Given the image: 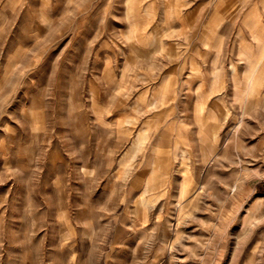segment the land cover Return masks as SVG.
<instances>
[{"label": "rangeland", "instance_id": "374dc122", "mask_svg": "<svg viewBox=\"0 0 264 264\" xmlns=\"http://www.w3.org/2000/svg\"><path fill=\"white\" fill-rule=\"evenodd\" d=\"M258 32L264 0H0V264H264Z\"/></svg>", "mask_w": 264, "mask_h": 264}, {"label": "bare ground", "instance_id": "6f19581e", "mask_svg": "<svg viewBox=\"0 0 264 264\" xmlns=\"http://www.w3.org/2000/svg\"><path fill=\"white\" fill-rule=\"evenodd\" d=\"M254 22H257V21H254ZM257 24V23H256ZM255 28H256V30L259 28V26L258 25H255L254 26ZM256 39H257V42H258V45H257V50H253V46L252 45H249V47H248V51L251 53V60H252V62H255V61H257V66H256V68L254 67L251 71V74L249 75V77H248V81H247V84H248V100L250 99V97L252 96V95H254V93H256V91L258 90L257 89V85H258V82H260L259 81V79H260V77H261V74H259L260 72H258L259 70H257V67L260 65V61L262 60V58H263V60H264V55L262 56V58H261V60L259 59V60H257V58L255 57L256 56V53H257V51H261L262 49H263V51H264V34L263 33H257L256 35ZM255 43V42H254ZM246 53H248V52H246ZM248 56H249V54H247ZM250 57V56H249ZM249 61V60H248ZM250 62V61H249ZM249 64V63H248ZM256 64V63H255ZM236 66L237 65H235V64H233V67H232V71H233V74L235 73V75L237 74V68H236ZM263 70H264V64H263ZM237 76V75H236ZM161 100V99H160ZM156 101H158V100H156ZM155 104V103H154ZM248 104V103H247ZM203 105V104H202ZM203 108V107H202ZM204 108H206L205 107V104H204ZM198 109V108H197ZM198 112H200L199 110H198ZM203 117V116H202ZM205 117V116H204ZM204 117H203V119H204ZM200 118H201V116H200ZM202 119V118H201ZM203 121V120H202ZM241 120H239L238 122H236V128H238L239 127V125L241 124ZM201 125H202V123H201ZM204 128H206V125L204 124V127H203V130H204ZM233 129V128H232ZM232 129H230L229 130V132H228V135H229V133L232 131ZM203 134H204V136L205 137H207V135H206V132L204 133V131H203ZM145 138V136H144V134H142V133H140L138 136H137V142H140L142 139H144ZM208 138V137H207ZM207 138H205V139H207ZM180 152V151H179ZM145 193L146 192H148V191H150V185L148 184L147 186H146V188H145ZM140 202L143 204V205H149V199L147 198V196L146 195H143L141 198H140ZM253 219V215H252V213H249V212H247V214L245 215V217H244V224H246V223H249V221H251ZM251 259H252V257H251Z\"/></svg>", "mask_w": 264, "mask_h": 264}, {"label": "crops", "instance_id": "0c3cea01", "mask_svg": "<svg viewBox=\"0 0 264 264\" xmlns=\"http://www.w3.org/2000/svg\"><path fill=\"white\" fill-rule=\"evenodd\" d=\"M173 1L174 0H169V2L171 3V4H173ZM237 6H240V4H238ZM242 32H244L243 30H242ZM240 33H241V30H240ZM239 37L241 38V39H243V38H246V36H245V34H239ZM221 39H223V37H222V35H220V37H219V40H221ZM206 42H207V44H205V46H209L210 45V42L208 41V40H206ZM242 48V47H241ZM242 49H244V46H243V48ZM259 68H257V70H258ZM205 84L204 83H202V86L203 87H205L204 86ZM203 94H205V95H207V99H206V102H208V99L210 98V95H211V93H209V91H203L202 92ZM209 96V97H208ZM202 97V96H201ZM202 99H203V97H202ZM211 99H212V97H211ZM244 99H248V97H245ZM245 101H247V100H245ZM203 102H205V100H203ZM211 108L213 109V111H214V109H216V111H214L215 112V114H216V116L220 119V114H222V113H224L222 110H221V108L219 107V104L218 103H216L215 102V104L213 105H211ZM220 110V111H219ZM214 134L216 135L215 137H216V139H218V137H219V135L217 134V132H215L214 131ZM263 186V185H262ZM261 187V186H260ZM264 187V186H263ZM260 194V199H262L263 201H264V193H259Z\"/></svg>", "mask_w": 264, "mask_h": 264}]
</instances>
